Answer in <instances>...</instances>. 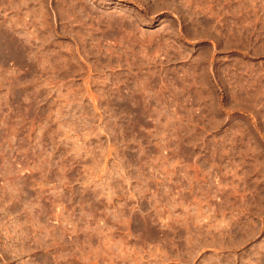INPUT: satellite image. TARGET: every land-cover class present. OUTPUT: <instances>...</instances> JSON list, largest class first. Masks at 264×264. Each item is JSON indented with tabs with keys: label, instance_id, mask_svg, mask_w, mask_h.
Here are the masks:
<instances>
[{
	"label": "rangeland",
	"instance_id": "1",
	"mask_svg": "<svg viewBox=\"0 0 264 264\" xmlns=\"http://www.w3.org/2000/svg\"><path fill=\"white\" fill-rule=\"evenodd\" d=\"M0 37V264H264V0H0Z\"/></svg>",
	"mask_w": 264,
	"mask_h": 264
},
{
	"label": "bare ground",
	"instance_id": "2",
	"mask_svg": "<svg viewBox=\"0 0 264 264\" xmlns=\"http://www.w3.org/2000/svg\"><path fill=\"white\" fill-rule=\"evenodd\" d=\"M72 21H74V20L72 19ZM81 33H79V34H81ZM25 38H26V36H25ZM25 38H24V40H25ZM27 39L28 38H26V41H27ZM20 43L17 42L15 37H0V64L2 65V67L5 68V71H6L5 78L7 79V82H8V85L4 84L5 85L4 88H6V89H4V88L3 89H4V91L6 90L5 93L1 92L3 84L0 82V179L3 178V177L1 178V175H2L1 171L4 170L3 175H4L6 183L8 185V186H6V187H8V189L6 188L7 189L6 192H8V193H10L13 190L12 189V187H13L12 186V183H13L12 178H13V175H15V173H14L15 172V166H14V158L15 157L14 156H15V141H16L15 119H14V101H13V98H14L13 94L14 93H13L12 87H11V82H12L11 80H12L13 74L9 68L11 67L14 60L17 58L19 59V61H21L23 63L25 62L26 66L29 65V63H28V56L29 55L28 54H29L30 49L28 50V45H30V44L27 45V43H29V42H27V43L23 42L21 44ZM27 63H28V65H27ZM25 64H23V65H25ZM9 195H11V194H8V196Z\"/></svg>",
	"mask_w": 264,
	"mask_h": 264
}]
</instances>
